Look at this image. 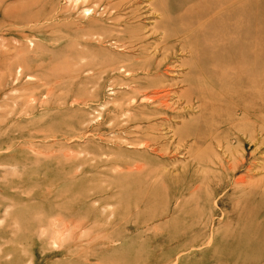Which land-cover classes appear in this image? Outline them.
Returning <instances> with one entry per match:
<instances>
[{"label": "rangeland", "instance_id": "obj_1", "mask_svg": "<svg viewBox=\"0 0 264 264\" xmlns=\"http://www.w3.org/2000/svg\"><path fill=\"white\" fill-rule=\"evenodd\" d=\"M166 1L0 0V264H264V0Z\"/></svg>", "mask_w": 264, "mask_h": 264}, {"label": "bare ground", "instance_id": "obj_2", "mask_svg": "<svg viewBox=\"0 0 264 264\" xmlns=\"http://www.w3.org/2000/svg\"><path fill=\"white\" fill-rule=\"evenodd\" d=\"M184 1H185V0H184ZM218 1H219V0H218ZM224 1H225V0H224ZM163 2H164V1H163ZM166 2H168V0H167ZM174 2L178 3L177 1H174ZM179 2H180V1H179ZM186 2H187V1H186ZM188 2H189V1H188ZM199 2H200V1H199ZM157 3H158V2H156V4H157ZM160 3H161V2H160ZM182 3H183V2H182ZM154 4H155V3H154ZM156 4H155V5H156ZM158 4H159V3H158ZM173 4H175V3H173ZM161 5H162V3H161ZM170 5H171V4H170ZM183 5H184V4H183ZM162 6H164V5H162ZM166 6H167V5H166ZM186 6H187V5H186ZM164 7H165V6H164ZM169 7H170V6H169ZM169 7H168V8H169ZM187 7H188V6H187ZM157 8H158V7H157ZM183 8H184V6H183ZM185 8H186V7H185ZM165 9H167V7H165ZM193 9H194V8H193ZM184 10H185V9H184ZM194 10H197V9H194ZM199 10H201V9H199ZM199 10H197V11H199ZM162 11H163V10H162ZM167 11H168V10H167ZM181 11H182V10H181ZM179 12H180V11H179ZM193 12H194V11H193ZM199 12H200V11H199ZM169 14H170V11H169ZM174 14H175V13H174ZM167 15H168V14H167ZM178 15H179V14H178ZM180 17H181V16H180ZM182 17H183V16H182ZM169 19H170V18H169ZM169 21H170V20H169ZM164 23H165V22H164ZM181 23H182V22H181ZM165 24H166V23H165ZM165 24H164V25H165ZM167 24H169V23L167 22ZM167 24H166V25H167ZM178 24H179V23H178ZM182 25H183V24H182ZM168 26H169V25H168ZM172 27H173V26H172ZM187 27H188V25H187ZM187 27H186V29H187ZM166 28H167V27H166ZM186 29H185V30H186ZM215 29H216L217 31L220 32V31L222 30V26L217 25ZM182 31H183V30H182ZM186 32H187V31H186ZM176 34H179V32H177ZM186 35H188V34H186ZM178 37H179V35H178ZM184 37H186V36H184ZM191 38H192V37H191ZM182 39H183V38H182ZM182 39H181V41L183 42ZM184 40H185V39H184ZM190 44H191V42H190ZM182 46H184V45H182ZM186 46H187V45H186ZM187 47H188V46H187ZM251 54H252V53L249 52L248 54H245V57L242 55V57H243V58L241 57L242 60H243V59H244V60H252V56H251ZM246 58H247V59H246ZM237 59H238V57H237ZM131 62H132V61H131ZM154 95H155V94H154ZM213 96H214V95H213ZM233 97H234V96H233ZM221 99H222V98H221ZM214 100H215V99H214ZM225 101H226V100H225ZM225 103H226V102H225ZM225 103H224V104H225ZM237 103H238V102H237ZM220 104H221V103H220ZM233 104H234V103H233ZM222 105H223V104H222ZM228 105H229V107H231L230 104H228ZM236 105H237V104H236ZM218 106H219V105H218ZM220 108H221V107H220ZM220 108H219V109H220ZM218 112H219V111H218ZM224 113H225V112H224ZM226 114H228V112H226ZM220 115H222V114H220ZM219 119H220V117H219ZM222 119H223V118H222ZM222 119H220V122H221Z\"/></svg>", "mask_w": 264, "mask_h": 264}]
</instances>
